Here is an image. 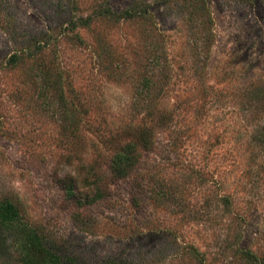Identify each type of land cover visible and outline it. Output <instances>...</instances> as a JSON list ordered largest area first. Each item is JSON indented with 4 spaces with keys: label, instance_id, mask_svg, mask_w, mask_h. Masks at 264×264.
<instances>
[{
    "label": "rangeland",
    "instance_id": "1",
    "mask_svg": "<svg viewBox=\"0 0 264 264\" xmlns=\"http://www.w3.org/2000/svg\"><path fill=\"white\" fill-rule=\"evenodd\" d=\"M260 129L264 0H0V200L54 264H264Z\"/></svg>",
    "mask_w": 264,
    "mask_h": 264
},
{
    "label": "trees",
    "instance_id": "2",
    "mask_svg": "<svg viewBox=\"0 0 264 264\" xmlns=\"http://www.w3.org/2000/svg\"><path fill=\"white\" fill-rule=\"evenodd\" d=\"M19 50L16 48L7 63L20 59ZM261 89L263 90V88ZM261 92L254 87L252 91H249V95L253 96L254 101H259ZM258 135L264 141V129H260ZM12 237H15L13 240L18 243L20 249V264H54L58 262L57 254L43 243L36 232L30 230L23 223L19 205L14 201L3 199L0 200V257L7 259L10 256L9 239Z\"/></svg>",
    "mask_w": 264,
    "mask_h": 264
}]
</instances>
